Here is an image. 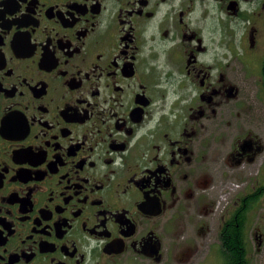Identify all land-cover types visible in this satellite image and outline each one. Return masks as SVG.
Listing matches in <instances>:
<instances>
[{"label": "flooded vegetation", "instance_id": "obj_1", "mask_svg": "<svg viewBox=\"0 0 264 264\" xmlns=\"http://www.w3.org/2000/svg\"><path fill=\"white\" fill-rule=\"evenodd\" d=\"M0 264H264V0H0Z\"/></svg>", "mask_w": 264, "mask_h": 264}, {"label": "rangeland", "instance_id": "obj_2", "mask_svg": "<svg viewBox=\"0 0 264 264\" xmlns=\"http://www.w3.org/2000/svg\"><path fill=\"white\" fill-rule=\"evenodd\" d=\"M242 180H243V178L237 177L234 181H228V182L226 183V185H225V186H226V190L229 189L230 191H232V189H230L229 186H230V187L235 186L236 189H240V188L244 185V183H245V182H243ZM233 191H234V190H233ZM233 191H232V192H233ZM232 192H231V193H232Z\"/></svg>", "mask_w": 264, "mask_h": 264}]
</instances>
